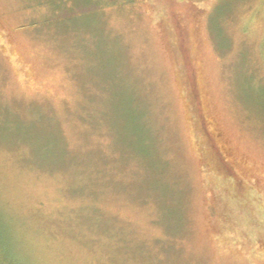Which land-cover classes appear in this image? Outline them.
I'll use <instances>...</instances> for the list:
<instances>
[{"label": "rangeland", "instance_id": "obj_1", "mask_svg": "<svg viewBox=\"0 0 264 264\" xmlns=\"http://www.w3.org/2000/svg\"><path fill=\"white\" fill-rule=\"evenodd\" d=\"M15 5L0 225L19 258L264 264V0H130L76 38Z\"/></svg>", "mask_w": 264, "mask_h": 264}, {"label": "trees", "instance_id": "obj_2", "mask_svg": "<svg viewBox=\"0 0 264 264\" xmlns=\"http://www.w3.org/2000/svg\"><path fill=\"white\" fill-rule=\"evenodd\" d=\"M14 12L30 15L19 25L22 29L36 30L45 35L56 32L65 38H76L83 28L88 32L87 21L104 11V6L120 7L128 5L130 0H10ZM194 1V0H191ZM100 11V12H99ZM86 34V33H85ZM192 91V90H191ZM191 98L192 94H191ZM194 104V100H193ZM195 109V105H194ZM196 112V109H195ZM204 127V126H203ZM6 227L0 225V264H27L19 258L7 236Z\"/></svg>", "mask_w": 264, "mask_h": 264}]
</instances>
